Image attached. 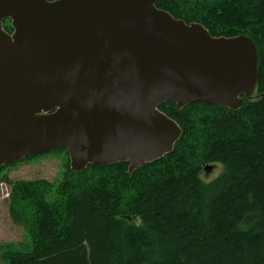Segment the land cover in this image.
Here are the masks:
<instances>
[{"label":"water","instance_id":"obj_1","mask_svg":"<svg viewBox=\"0 0 264 264\" xmlns=\"http://www.w3.org/2000/svg\"><path fill=\"white\" fill-rule=\"evenodd\" d=\"M159 1L0 0V169L62 148L72 172L132 173L181 137L161 104L241 107L257 81L253 41L212 36Z\"/></svg>","mask_w":264,"mask_h":264},{"label":"trees","instance_id":"obj_2","mask_svg":"<svg viewBox=\"0 0 264 264\" xmlns=\"http://www.w3.org/2000/svg\"><path fill=\"white\" fill-rule=\"evenodd\" d=\"M156 6L212 36H248L258 57L254 92L236 111L161 104L181 137L132 173L127 162L72 172L58 148L51 152L66 155L58 181L8 180V214L29 246L6 249L1 264H264V0ZM207 164L222 170L204 182Z\"/></svg>","mask_w":264,"mask_h":264},{"label":"rangeland","instance_id":"obj_3","mask_svg":"<svg viewBox=\"0 0 264 264\" xmlns=\"http://www.w3.org/2000/svg\"><path fill=\"white\" fill-rule=\"evenodd\" d=\"M65 160V153L49 152L27 158L4 170L0 169V255L6 249L23 250L29 246L26 232L21 225L13 222L8 214L7 197L10 191L8 180L12 182L35 179L58 181L64 171ZM207 165L210 166V169L208 171L204 169L200 176L204 182H209L222 170L219 164ZM207 165H204V168Z\"/></svg>","mask_w":264,"mask_h":264},{"label":"flooded vegetation","instance_id":"obj_4","mask_svg":"<svg viewBox=\"0 0 264 264\" xmlns=\"http://www.w3.org/2000/svg\"><path fill=\"white\" fill-rule=\"evenodd\" d=\"M2 27L9 34H11L13 32V29H12V27L10 25V20L9 19L3 20Z\"/></svg>","mask_w":264,"mask_h":264}]
</instances>
